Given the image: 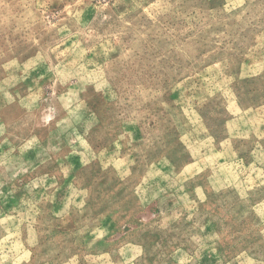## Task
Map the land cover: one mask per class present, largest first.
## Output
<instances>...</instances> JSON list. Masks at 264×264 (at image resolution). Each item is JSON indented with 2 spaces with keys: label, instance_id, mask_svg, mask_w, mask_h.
Here are the masks:
<instances>
[{
  "label": "rangeland",
  "instance_id": "1",
  "mask_svg": "<svg viewBox=\"0 0 264 264\" xmlns=\"http://www.w3.org/2000/svg\"><path fill=\"white\" fill-rule=\"evenodd\" d=\"M0 264H264V0H0Z\"/></svg>",
  "mask_w": 264,
  "mask_h": 264
},
{
  "label": "crops",
  "instance_id": "2",
  "mask_svg": "<svg viewBox=\"0 0 264 264\" xmlns=\"http://www.w3.org/2000/svg\"><path fill=\"white\" fill-rule=\"evenodd\" d=\"M188 167L189 166L184 167V169L182 170V173L181 174L185 175L188 178H191V176L193 175V173L186 170ZM185 179H187V178H185ZM102 231H104V228H102Z\"/></svg>",
  "mask_w": 264,
  "mask_h": 264
}]
</instances>
